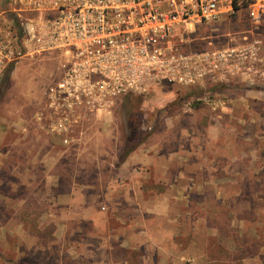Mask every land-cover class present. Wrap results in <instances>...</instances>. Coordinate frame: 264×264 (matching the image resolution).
<instances>
[{
  "label": "rangeland",
  "instance_id": "rangeland-1",
  "mask_svg": "<svg viewBox=\"0 0 264 264\" xmlns=\"http://www.w3.org/2000/svg\"><path fill=\"white\" fill-rule=\"evenodd\" d=\"M250 2L183 36L186 52L259 40L243 71L127 97L76 124L67 143L43 121L60 55L9 65L0 76V264H264V45ZM6 4L0 14L16 24ZM163 201L166 216L145 211Z\"/></svg>",
  "mask_w": 264,
  "mask_h": 264
},
{
  "label": "built area",
  "instance_id": "built-area-1",
  "mask_svg": "<svg viewBox=\"0 0 264 264\" xmlns=\"http://www.w3.org/2000/svg\"><path fill=\"white\" fill-rule=\"evenodd\" d=\"M235 0H6L0 14V76L27 54L54 50L59 73L45 91L47 128L69 141L76 124L125 98L164 85L221 82L243 71L254 43L186 52L183 36L235 12ZM249 15L262 22L264 0Z\"/></svg>",
  "mask_w": 264,
  "mask_h": 264
},
{
  "label": "crops",
  "instance_id": "crops-1",
  "mask_svg": "<svg viewBox=\"0 0 264 264\" xmlns=\"http://www.w3.org/2000/svg\"><path fill=\"white\" fill-rule=\"evenodd\" d=\"M138 162L139 163H141V164H146V163H149V160L147 159V160H142V159H140V160H138ZM159 203V202H158ZM169 203L167 202V201H163V202H161L160 204H154V205H152L151 207H149V208H147L145 211L148 213V214H153V215H160V216H166L168 213H169V210H170V208H169V205H168ZM150 214V215H151ZM139 232L141 233V234H144V235H146L147 237L144 239L145 241H146V243H147V240L149 241V239H150V236L149 235H147V232H145V231H143L142 229L140 230V231H137V236H138V234H139ZM151 241H153V240H151ZM137 243H139L137 240H135L134 241V245H136ZM152 244L153 245H155L157 248H163L162 246H158V245H156L155 244V241L154 242H152ZM122 245H126V247H133V245L131 246V244H127V242L126 241H123V243H122ZM163 250H165V252L166 251H169L168 249H164L163 248Z\"/></svg>",
  "mask_w": 264,
  "mask_h": 264
},
{
  "label": "trees",
  "instance_id": "trees-1",
  "mask_svg": "<svg viewBox=\"0 0 264 264\" xmlns=\"http://www.w3.org/2000/svg\"><path fill=\"white\" fill-rule=\"evenodd\" d=\"M247 3V0H241V2L239 3L238 0L234 1V7L235 9L240 8L241 6H245Z\"/></svg>",
  "mask_w": 264,
  "mask_h": 264
}]
</instances>
